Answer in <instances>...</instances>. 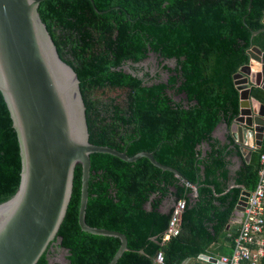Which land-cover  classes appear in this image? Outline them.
Masks as SVG:
<instances>
[{
    "label": "trees",
    "instance_id": "1",
    "mask_svg": "<svg viewBox=\"0 0 264 264\" xmlns=\"http://www.w3.org/2000/svg\"><path fill=\"white\" fill-rule=\"evenodd\" d=\"M45 0L39 15L60 58L78 75L90 142L129 156L151 152L179 171L183 181L149 159L125 162L91 155L86 222L118 231L128 250L117 264L205 263L223 238L243 191L258 182L260 148L246 159L244 146L215 132L240 114L234 76L264 51V0ZM153 59V68L147 62ZM252 94L264 103V91ZM233 157L242 160L231 170ZM20 142L0 91V204L21 185ZM195 186L198 187L196 192ZM82 166L75 169L73 194L58 235L37 264H50L57 242L67 264H110L121 246L115 237L84 232L79 224ZM196 194V195H195ZM186 201L179 236L163 241L171 219L164 212ZM232 242L236 234L230 235ZM233 247V246H232ZM221 251V250H219ZM223 255L229 252L221 251ZM61 264V263H55Z\"/></svg>",
    "mask_w": 264,
    "mask_h": 264
},
{
    "label": "water",
    "instance_id": "2",
    "mask_svg": "<svg viewBox=\"0 0 264 264\" xmlns=\"http://www.w3.org/2000/svg\"><path fill=\"white\" fill-rule=\"evenodd\" d=\"M43 1L0 0V91L18 134L22 158L20 188L12 199L0 204V264H37L48 251L66 217L79 164L80 227L89 234L119 238L121 246L110 263L117 264L128 250L126 236L86 222L91 155L107 154L129 163L147 158L163 171L186 179L176 169L159 163L151 152L129 156L127 151L90 142L80 80L60 58L40 18L38 10ZM251 5L252 0L249 10ZM261 31L264 29L252 35ZM249 56V63L234 76L241 104L231 130L237 144H255L258 149L264 140V103L253 96L252 90L264 91V51L253 47ZM194 188L197 192L198 187ZM249 196V191H243L235 220L243 217ZM238 229V225L227 226L235 234ZM225 240L231 245L230 237ZM200 258L222 264L217 258Z\"/></svg>",
    "mask_w": 264,
    "mask_h": 264
},
{
    "label": "built area",
    "instance_id": "3",
    "mask_svg": "<svg viewBox=\"0 0 264 264\" xmlns=\"http://www.w3.org/2000/svg\"><path fill=\"white\" fill-rule=\"evenodd\" d=\"M251 149L255 150L256 146ZM185 209V200L174 204L169 226L163 236L164 242L179 236ZM218 260L222 264H264V152L260 156L257 186L250 192L232 251ZM156 261L163 264V253L158 254Z\"/></svg>",
    "mask_w": 264,
    "mask_h": 264
},
{
    "label": "crops",
    "instance_id": "4",
    "mask_svg": "<svg viewBox=\"0 0 264 264\" xmlns=\"http://www.w3.org/2000/svg\"><path fill=\"white\" fill-rule=\"evenodd\" d=\"M215 137H216V138H217L222 144H228L230 138L233 139L235 142L237 141V140L234 138V136H233V133H232L231 127L228 128L226 125H221V126L217 129V131L215 132ZM236 143H237V142H236ZM244 146H245V147H244L245 153L247 154L246 159H247L248 161H250L251 156L248 158V154L251 153V150H252V149H251V147H249V146H246V145H244ZM254 146H256V145L254 144ZM248 147H249V148H248ZM241 166H242V160H241L240 158L233 157V159H232L231 170H232L233 172H235V171L239 170V169L241 168ZM195 195H196V194H195ZM172 206H173V202L170 201V200H168V201L166 202L164 208H163V211H164V212H168V211H170L171 208H172ZM240 220H241V219H240ZM240 220H235V219L233 218V220L230 222L229 225H232V226H233V225H234V226H235V225H238V226H239V222H240ZM226 230H227V228H226ZM227 232H228V235H226V236L223 238V243H224L228 248H230V250H228V251H227V250H223L222 247H220L221 244L219 243V244L213 246V247L208 251V253L206 254V256H209V257H212V258H217V259H219V258L222 256L221 254H219V253H221V251H225V252H229V253H231V251H232V246H233V242L231 241V245H229V243H228L225 239H226L227 237H230V238H231L230 235L235 234V233H232V232L229 231V230H227ZM55 249H56V254H59L60 249H62V248H59L58 245H56V246H55ZM62 250H64V249H62ZM219 250H221V251H219ZM64 251L66 252V256H65V260H64V262L55 261V262L51 263V262H50V259H51V257H53V256H52L53 253H52V255H51L50 258H49V256H48L49 263H50V264H55V263L67 264V263H68V259H67V257H68V251H67V250H64ZM200 259H201L202 261H204L205 263H198V262H196V261H188L186 264H211V263H209V262L203 260L202 258H200Z\"/></svg>",
    "mask_w": 264,
    "mask_h": 264
},
{
    "label": "rangeland",
    "instance_id": "5",
    "mask_svg": "<svg viewBox=\"0 0 264 264\" xmlns=\"http://www.w3.org/2000/svg\"><path fill=\"white\" fill-rule=\"evenodd\" d=\"M147 65L150 66L151 68H153L152 71H154V72L156 71V70H155V67H154V60H153V59H150V60L147 62ZM57 244H58V243L56 242V243L54 244V246L57 245ZM52 253H53V255H52ZM51 255H52L53 257H51ZM48 256H49V258L51 257V259H50V262H51V263H53V262H55V261L64 262V260H65V256H66V252H65L64 250L60 249L59 254H56V249H55V247H52V248L50 249V251H49Z\"/></svg>",
    "mask_w": 264,
    "mask_h": 264
}]
</instances>
